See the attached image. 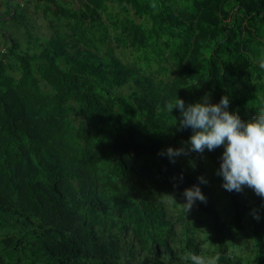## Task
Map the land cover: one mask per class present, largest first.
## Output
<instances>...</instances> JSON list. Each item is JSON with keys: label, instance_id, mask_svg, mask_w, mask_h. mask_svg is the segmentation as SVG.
Instances as JSON below:
<instances>
[{"label": "trees", "instance_id": "1", "mask_svg": "<svg viewBox=\"0 0 264 264\" xmlns=\"http://www.w3.org/2000/svg\"><path fill=\"white\" fill-rule=\"evenodd\" d=\"M12 1L0 34L7 17L17 26L28 19ZM35 8L52 35L0 47V264H126L123 252L135 254L129 235L147 264H189L186 252L206 256L205 228L217 264H264V198L222 187L223 147L172 163L167 149H187L192 130L165 107L209 94L212 103L228 96L244 121L264 108V0H37ZM72 113L83 117L77 126ZM193 185L206 202L186 213L183 192ZM247 237L242 258L234 250Z\"/></svg>", "mask_w": 264, "mask_h": 264}, {"label": "clouds", "instance_id": "2", "mask_svg": "<svg viewBox=\"0 0 264 264\" xmlns=\"http://www.w3.org/2000/svg\"><path fill=\"white\" fill-rule=\"evenodd\" d=\"M264 68V62L260 64ZM228 96L221 97L219 103H212L210 95L205 94L200 102L185 104L180 98L165 105L172 113L178 108L181 119L179 129L190 128L192 135L186 142L189 147L167 149V156L172 163L180 155L189 152L203 154L223 147L221 163L217 175L222 176V187L229 192H242L245 187L251 188L257 196L264 198V108L257 115L244 121L240 116L229 111ZM164 155V153H160ZM182 178V177H181ZM200 183H207L201 176ZM186 202L182 204L189 212L197 200L206 202V197L198 185L186 188L183 192ZM172 197V201L177 202ZM181 259L189 264H217L219 257H206L193 252H186Z\"/></svg>", "mask_w": 264, "mask_h": 264}, {"label": "rangeland", "instance_id": "3", "mask_svg": "<svg viewBox=\"0 0 264 264\" xmlns=\"http://www.w3.org/2000/svg\"><path fill=\"white\" fill-rule=\"evenodd\" d=\"M4 2L5 0H0V12L4 9ZM37 0H13L12 4L20 3L21 6L24 7L28 14V19L26 20L24 25L17 26L14 24V22L11 20L10 17L6 18V29L7 32L4 34H0V47L2 48L5 45H9L11 43V39L14 38L15 40L21 41L23 45L27 44V40L30 39V35L34 36H40L44 38H49L52 35L53 29L49 26L47 21L43 18L42 13L40 10H37L35 8ZM138 20V19H136ZM128 50H126L127 52ZM116 52L120 54L121 56H124V54L121 52L120 49L116 48ZM70 118L74 125H78L79 122L82 121L83 117L81 115H77L76 113H72L70 115ZM173 149H177L175 146H171ZM133 156V153H132ZM175 161L178 165L184 166L188 161L186 158H182V156H178L175 158ZM167 205V212L168 215L171 217L173 221H175V228L177 229L178 234L181 230V224L178 220L179 210L177 208H174L172 203L170 201L166 202ZM210 231L205 228L198 229V240L201 242V245L206 247L208 250L206 252V257H212V246L209 243L210 239ZM233 235V234H232ZM179 237V236H178ZM125 239L127 241H130L135 246V254L133 257L127 259L128 251L125 250L122 254V261L126 264H147L150 262L149 259L144 258V252L138 248V245L134 238H132L130 235L126 236ZM250 240L247 237L246 241L243 243V246H240L239 249H235L234 252L238 255H241L242 258H245L247 255H250ZM161 254L163 253L161 251V248H159ZM152 254H148V257H152ZM164 255V254H163Z\"/></svg>", "mask_w": 264, "mask_h": 264}]
</instances>
